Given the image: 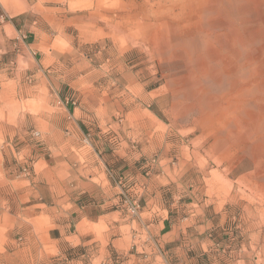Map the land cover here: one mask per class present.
Wrapping results in <instances>:
<instances>
[{
    "label": "rangeland",
    "instance_id": "rangeland-1",
    "mask_svg": "<svg viewBox=\"0 0 264 264\" xmlns=\"http://www.w3.org/2000/svg\"><path fill=\"white\" fill-rule=\"evenodd\" d=\"M90 194L264 264V0H0V264L76 259L50 231Z\"/></svg>",
    "mask_w": 264,
    "mask_h": 264
},
{
    "label": "crops",
    "instance_id": "crops-1",
    "mask_svg": "<svg viewBox=\"0 0 264 264\" xmlns=\"http://www.w3.org/2000/svg\"><path fill=\"white\" fill-rule=\"evenodd\" d=\"M135 187L142 193L141 185ZM82 194L86 191L78 193ZM89 196L87 203L69 204L70 211L61 215L60 223L50 231V235L57 233L56 240L66 251L77 252V258L67 260L68 264H201L200 252L207 251L209 240L201 241L195 225L187 224L193 215L176 218L172 210L144 198L139 215L130 220L119 207L104 211L105 206L94 202L93 194ZM113 202L117 203V198L113 197ZM97 230H102L99 236L112 243L118 257L102 258ZM88 244L92 246L90 254L78 253Z\"/></svg>",
    "mask_w": 264,
    "mask_h": 264
},
{
    "label": "built area",
    "instance_id": "built-area-1",
    "mask_svg": "<svg viewBox=\"0 0 264 264\" xmlns=\"http://www.w3.org/2000/svg\"><path fill=\"white\" fill-rule=\"evenodd\" d=\"M127 205H128V211L131 215L137 217L140 213L141 210V205L137 199L134 200H127ZM168 264V263H164Z\"/></svg>",
    "mask_w": 264,
    "mask_h": 264
}]
</instances>
